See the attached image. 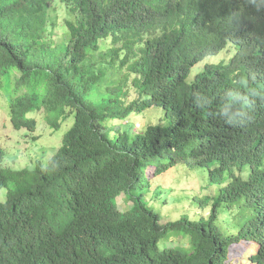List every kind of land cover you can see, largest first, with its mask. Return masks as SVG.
<instances>
[{"label": "trees", "instance_id": "1", "mask_svg": "<svg viewBox=\"0 0 264 264\" xmlns=\"http://www.w3.org/2000/svg\"><path fill=\"white\" fill-rule=\"evenodd\" d=\"M56 3L68 20L53 41ZM225 49L230 58L188 81ZM109 69L133 76L130 102ZM0 77L15 78L9 124L35 131L41 111L60 138L32 168L5 167L0 147V264H223L231 247L252 245L264 264V129L230 120L264 119L245 101L255 88L264 96V0H0ZM151 108L160 120L133 136L113 126ZM178 164L218 185L199 203L212 200L208 216L184 208L162 222L142 189ZM219 203L251 231L243 221L226 234Z\"/></svg>", "mask_w": 264, "mask_h": 264}, {"label": "rangeland", "instance_id": "2", "mask_svg": "<svg viewBox=\"0 0 264 264\" xmlns=\"http://www.w3.org/2000/svg\"><path fill=\"white\" fill-rule=\"evenodd\" d=\"M58 8L50 11V15L54 18L52 20L53 26L51 31L52 40L58 41L62 33V24L68 20L67 9L62 3H56ZM56 7V6H55ZM51 21L50 19H48ZM226 48L234 51L235 47L232 44H227ZM232 54L227 51H223L218 55L206 57L203 61L197 63L191 70L188 81L190 82L195 75L194 71L196 66L201 67L202 63L217 62L222 58H230ZM112 70L107 72L108 84H114L119 86L117 95L119 99L130 102L135 94L131 90L136 89V86L132 84L133 76L129 77V81L125 82L119 79L120 71L115 69L112 75ZM113 77L115 79H113ZM14 77H0V145L5 150V156L3 159V165L5 167L21 169L24 167L32 168L37 163L46 164L48 159L52 157L60 144V138L57 133L54 135V131L49 128L44 119L43 114L32 112L34 118L37 120V127L35 131H29L25 128L14 129L9 124V107L8 104L14 96L15 85ZM110 81V82H109ZM128 94V96H127ZM127 96V97H126ZM159 108H151L141 112L139 115L131 113L130 117L126 120L112 121L117 130H125L130 135L142 131L148 124H156L160 120ZM162 122H164L162 120ZM161 122V123H162ZM218 183L213 182L209 178V171L206 168H194L189 169L185 165L178 164L175 166V171L172 169L169 172L157 176L151 179H146L142 191H144L146 200L153 206L156 211L162 212V222L170 219L180 217L184 208L188 209V212L192 216L202 215L207 216L208 209L212 204L211 199H207L206 206H200V201L205 200V195H210L211 189L217 186ZM3 188L1 191H3ZM139 190V189H138ZM4 191L0 193V197H3ZM127 200L124 194H120L118 198V204L125 203ZM166 204V207L160 205ZM231 208L224 209L222 204H218L217 213L218 221L220 223L224 219V225L227 229L226 234L233 236L237 235L240 229L239 226L243 225L245 221V231L249 232L250 222L249 217L242 218L240 215H236L230 212ZM250 215V214H249ZM254 232L257 235L256 226ZM184 241H186L184 239ZM161 244L166 246L173 245L166 239L161 240Z\"/></svg>", "mask_w": 264, "mask_h": 264}, {"label": "clouds", "instance_id": "3", "mask_svg": "<svg viewBox=\"0 0 264 264\" xmlns=\"http://www.w3.org/2000/svg\"><path fill=\"white\" fill-rule=\"evenodd\" d=\"M223 51H227V49H225V50H223ZM222 51V52H223ZM228 52V51H227ZM221 53V52H220ZM218 55V54H217ZM211 56H215V55H211ZM211 56H208L209 58L211 57ZM229 57V56H228ZM225 59H228V58H225ZM228 61V60H227ZM206 63H210V64H217V63H219V61H217V62H214V61H212V63L211 62H206ZM206 63H202V65H201V67L199 66V67H197L196 66V68L195 69H197V68H203L204 66H205V64ZM201 63H199L198 65H200ZM195 66V65H194ZM193 66V67H194ZM192 67V68H193ZM191 68V69H192ZM246 104H247V106L249 105V104H252V105H254V106H258V105H262V106H264V96H259L258 95V88H255L252 92H251V95L248 97V98H246ZM231 120V123L237 128V129H240V130H242V131H244V132H247V133H257L259 130H262V129H264V119L260 122V123H258V124H256V125H249L248 124V121H246L243 117H241V116H237L236 118H231L230 119ZM0 147H2L1 145H0ZM3 148V147H2ZM260 157L263 159V161H264V149L262 150V153L260 154ZM247 165H250L249 163H246ZM251 166V165H250ZM219 167V166H218ZM217 167V168H218ZM25 168V167H24ZM29 168V167H28ZM188 168V167H187ZM195 168V167H194ZM194 168H192V169H194ZM216 168V169H217ZM203 169V168H202ZM235 169L237 170V168L235 167ZM167 172H169V171H167ZM167 172H163V174H165V173H167ZM237 173H239V171H237ZM162 174V175H163ZM223 174H224V172H223ZM242 174H243V176H245V177H247L248 176V174H249V167L248 166H245L244 167V170L242 171ZM159 176H161V175H159ZM149 179H151V178H149ZM220 182V181H219ZM2 190V189H1ZM3 191H0V193H2ZM6 198V196L5 195H3V197H0V199H5ZM207 216H208V213H207ZM168 242H170V241H168ZM173 245L172 246H174L175 245V241H174V243H172ZM171 246V245H170ZM231 251H232V253H229V255H228V258H226L225 260H224V262H223V264H258L257 262L258 261H256V258H255V255H256V248H255V246L254 245H252V246H250V247H231ZM233 251H235L234 253H233ZM236 251H239L240 253H238V252H236Z\"/></svg>", "mask_w": 264, "mask_h": 264}]
</instances>
